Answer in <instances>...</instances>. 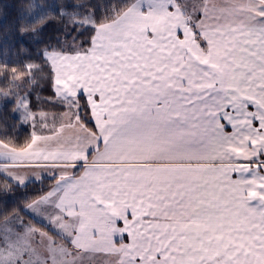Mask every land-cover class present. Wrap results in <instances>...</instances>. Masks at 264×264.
<instances>
[{"label":"snow or ice","instance_id":"snow-or-ice-1","mask_svg":"<svg viewBox=\"0 0 264 264\" xmlns=\"http://www.w3.org/2000/svg\"><path fill=\"white\" fill-rule=\"evenodd\" d=\"M0 264H264V0L0 6Z\"/></svg>","mask_w":264,"mask_h":264},{"label":"trees","instance_id":"trees-1","mask_svg":"<svg viewBox=\"0 0 264 264\" xmlns=\"http://www.w3.org/2000/svg\"><path fill=\"white\" fill-rule=\"evenodd\" d=\"M12 3V0H0V6L2 5H10ZM6 11H11L10 9H5ZM40 97H45L47 96V92H40L39 93ZM34 103H35V97H34ZM8 123L12 124L14 121L11 119L9 116L8 118ZM16 127L13 130L14 135L18 136L21 142L29 135V133L32 131L31 128L25 124L24 126H21V122L15 121ZM46 187V183L44 185H36V184H29L27 189H22L17 192V201L19 202V197L22 194H26L28 196H32L34 194H37L40 190V188ZM10 207L12 206L11 204L9 205Z\"/></svg>","mask_w":264,"mask_h":264}]
</instances>
